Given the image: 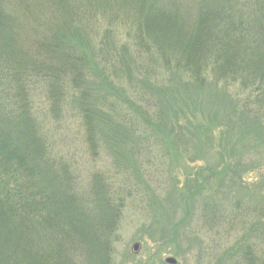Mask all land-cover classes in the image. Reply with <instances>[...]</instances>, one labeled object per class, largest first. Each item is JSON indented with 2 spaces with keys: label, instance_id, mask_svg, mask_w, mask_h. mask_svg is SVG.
I'll return each mask as SVG.
<instances>
[{
  "label": "rangeland",
  "instance_id": "1",
  "mask_svg": "<svg viewBox=\"0 0 264 264\" xmlns=\"http://www.w3.org/2000/svg\"><path fill=\"white\" fill-rule=\"evenodd\" d=\"M262 28L264 0H0V32L23 53L15 68L67 73L39 48L54 47L58 29L92 59L68 94L61 80L58 117H49L78 165L65 174L85 196L70 201L86 208L78 232L47 245L50 254L60 248V264H264ZM109 37L120 38L106 46ZM27 81L50 96L52 82ZM65 109L79 115L64 119ZM84 115L97 123L90 142ZM110 202L116 225L105 257L90 231L103 234ZM2 217L0 243L42 234Z\"/></svg>",
  "mask_w": 264,
  "mask_h": 264
},
{
  "label": "trees",
  "instance_id": "2",
  "mask_svg": "<svg viewBox=\"0 0 264 264\" xmlns=\"http://www.w3.org/2000/svg\"><path fill=\"white\" fill-rule=\"evenodd\" d=\"M144 17L146 23L143 26L145 27L149 16L145 15ZM79 26L83 27L84 23H80ZM58 31L60 33L58 36L63 39L60 38L56 43L53 42L54 47L49 48L52 45V40L51 43L42 45L43 47L40 46L39 48L46 50L48 53L50 51L55 54L56 58H60L67 73L64 71L62 73L61 71L48 72L45 69L36 71L31 64L25 65L23 63L20 64L19 68H15V60H19V54L22 53L15 46L16 42L19 41L5 38L2 35L4 32H0V43H2L0 44V217L3 214L1 219L9 218L10 220L22 221L20 223H23V226H27L29 229L36 226V229H39L42 233L35 241L23 240L18 243V239L22 238L15 239L17 242L14 243L13 240V246H10L8 241L1 242L0 264H29L30 262L37 264L39 261H46L50 256L53 258L54 264H60L58 261L61 260L60 248H53V252L50 254L47 245L49 243L59 245L61 239L65 242V240L72 237L74 229H77V232L80 230L79 219L82 221V216L86 213V208L80 207V209V204L75 205L73 201H70L73 195H84L82 188H79L80 194L76 192L75 181L72 177L77 172L78 165L76 160L62 153L59 149L61 146V127L50 128L49 117H58V109L61 103L59 101L61 99L59 89V87L61 88V80L64 84V94H68L72 91L71 87L73 86L70 78L74 76L85 78L83 72V70L85 71V64L87 62L90 65L92 59L76 43L74 44L71 41L65 43V35L61 32V29H58ZM185 32L190 37L191 34L188 31ZM52 37L53 39L58 38L55 35ZM116 38L109 37L106 46L112 43L115 45L120 37ZM130 42L133 43L132 40ZM21 44L25 47L24 43ZM123 44L126 52L130 50L129 47L134 49L129 41L128 43L124 41ZM31 46L35 45L31 44ZM25 49L27 52V47ZM63 49L66 50L65 53H63ZM69 51L73 53L68 54ZM125 60V65L131 70L126 56ZM6 65H8L7 69L4 67ZM28 72L31 74H26ZM37 77L45 85L52 82L53 86H50L49 97L40 96L37 93L38 90L32 89L30 91L28 83L31 82L27 80L32 81L33 78L36 80ZM43 89L45 92L47 90L48 93V86ZM32 94L37 95L36 100L30 99ZM38 98L41 100L40 103ZM79 108L81 107L79 106ZM67 110H62L65 113L64 119H75L79 115L73 109L71 111ZM82 124L85 133H81L85 134L86 138L87 132L86 140L90 142L97 127L96 119L90 117L89 120L84 115ZM93 127L94 131H92ZM153 135L157 136L154 131ZM161 137L169 147L167 137L165 135V138ZM70 171L72 178L65 174L66 172L70 173ZM91 173L93 174V172ZM93 175L101 176L99 172H94ZM102 187L106 190L109 189L106 185ZM61 196L62 198H60ZM109 205L111 209L109 208L110 210L107 213L111 216L105 222L103 234L101 231V234L96 230L90 231L96 242L94 245L101 247L102 254L106 250L105 257H108V250L111 249L112 234L116 225L113 221H110L113 217L112 212L115 213L116 208L111 202ZM13 230L19 237L20 235L25 237L29 234V231L22 229L20 225ZM77 232L75 231V233ZM2 238L4 236L0 235V241ZM37 250L39 253H36ZM69 259L72 260L71 257Z\"/></svg>",
  "mask_w": 264,
  "mask_h": 264
},
{
  "label": "water",
  "instance_id": "3",
  "mask_svg": "<svg viewBox=\"0 0 264 264\" xmlns=\"http://www.w3.org/2000/svg\"><path fill=\"white\" fill-rule=\"evenodd\" d=\"M138 245H135V249H137ZM167 262H169L170 264H177V261L174 257H168Z\"/></svg>",
  "mask_w": 264,
  "mask_h": 264
},
{
  "label": "bare ground",
  "instance_id": "4",
  "mask_svg": "<svg viewBox=\"0 0 264 264\" xmlns=\"http://www.w3.org/2000/svg\"><path fill=\"white\" fill-rule=\"evenodd\" d=\"M223 8H226V6L223 5ZM256 15H257V13L254 12V13L252 14V18H253L254 16H256ZM248 18H250V17H248ZM235 24H236V23H234V25H235ZM263 30H264V28L261 29V31H263ZM184 34H185V32H181V33H180V37L184 36Z\"/></svg>",
  "mask_w": 264,
  "mask_h": 264
}]
</instances>
